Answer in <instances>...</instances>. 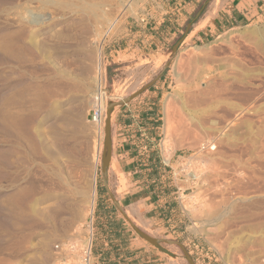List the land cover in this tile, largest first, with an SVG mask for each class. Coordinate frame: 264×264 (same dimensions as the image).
<instances>
[{"label": "rangeland", "instance_id": "374dc122", "mask_svg": "<svg viewBox=\"0 0 264 264\" xmlns=\"http://www.w3.org/2000/svg\"><path fill=\"white\" fill-rule=\"evenodd\" d=\"M26 1L30 3L24 4ZM64 1L0 0V27L16 31V40L27 45V32L34 27L27 20L37 12L55 19L79 8L89 19L98 11L102 16L97 42L90 48L81 42L61 49L49 44L42 51L12 47L21 59L19 87L6 88L8 78L0 72V264H28L44 253L49 264H76L78 260L61 249L66 242L79 245V241L93 240L97 184L103 168L111 193L128 188L124 175L118 173L115 156V113L149 85H160L159 81L163 85L158 146L174 172L173 180L171 173L162 178L176 191L172 196L179 205L174 218L179 234L158 235L129 212L128 219L139 230L159 237L143 239L127 222L135 242L148 248L147 257H143L160 264H264V21L225 30L210 40L178 42L185 32L143 31L145 23L159 26L166 0ZM25 8L28 16L18 21V13ZM144 33L153 35L147 48L143 47ZM89 49L94 55L91 77L82 73L81 56ZM2 50L1 54L8 55ZM59 55L60 60L53 59ZM98 70L102 72L100 90L106 107L100 124L99 117L93 119L98 109L90 97L98 85L94 80ZM168 98L177 107L173 108L175 118L181 116L183 124L166 138L164 106ZM99 132L91 208V160ZM208 143L215 149L201 148ZM49 155L53 160H72L70 175L87 191L83 200L75 198L70 203L74 211L69 220H74H68L72 225L67 222L70 230L64 237L46 220H33L25 209L34 196L56 184L44 169ZM27 216L31 220L23 222ZM91 261L96 264L93 256Z\"/></svg>", "mask_w": 264, "mask_h": 264}, {"label": "crops", "instance_id": "0c3cea01", "mask_svg": "<svg viewBox=\"0 0 264 264\" xmlns=\"http://www.w3.org/2000/svg\"><path fill=\"white\" fill-rule=\"evenodd\" d=\"M162 8L164 17L159 26L148 27L145 23L143 31L154 28L155 33L158 30L167 34L185 32L178 42L187 38L190 42L210 40L225 30L264 21V0H219L217 3L216 0H166ZM144 37L143 47L147 48V44L153 43V35L144 33ZM159 82L160 85L155 84L154 88L149 85L141 90L129 103L121 104L115 113V156L118 173L124 175L128 188L111 193L103 168L97 184L92 240V256L96 264H130L131 259L132 264L144 261L143 264H160L143 257H147L148 248L135 242L136 237L127 224L128 221L133 224L128 219L129 212L133 213V219L145 224L144 228H153L158 235L173 237L179 234L174 219L179 205L172 196L176 191L168 188L162 178L171 173L173 180L174 172L169 170L158 146L163 85L162 81ZM147 93L148 98H142ZM116 225L119 228L114 231ZM141 232L145 238H159ZM114 249L119 256H115ZM126 249H131L132 257L128 256Z\"/></svg>", "mask_w": 264, "mask_h": 264}, {"label": "bare ground", "instance_id": "6f19581e", "mask_svg": "<svg viewBox=\"0 0 264 264\" xmlns=\"http://www.w3.org/2000/svg\"><path fill=\"white\" fill-rule=\"evenodd\" d=\"M12 2V0H10ZM77 1V0H76ZM79 1V0H78ZM122 1V0H121ZM8 2V1H7ZM41 2V1H40ZM67 3H69V1H66ZM75 2V1H74ZM80 2V1H79ZM84 2V1H83ZM93 3V1H91ZM90 2V4H91ZM128 2V1H127ZM126 2V3H127ZM13 3V2H12ZM17 3V2H16ZM15 3V4H16ZM19 3V2H18ZM22 3V2H21ZM26 2H24V4H26ZM30 3V2H28ZM27 3V4H28ZM47 3V2H46ZM53 3V2H52ZM62 3V1H61ZM63 3L65 4V1L63 0ZM81 3V2H80ZM79 3V6H80ZM87 3V1H86ZM89 3V2H88ZM99 3V2H98ZM129 3V2H128ZM43 4V3H42ZM49 4V3H48ZM58 4V3H57ZM60 4V3H59ZM63 4V5H64ZM71 4V2L69 3ZM68 4V5H69ZM89 4V6H90ZM97 4V3H96ZM125 4V3H124ZM13 5V4H12ZM21 5V4H19ZM18 5V6H19ZM46 5V4H45ZM62 5V6H63ZM67 5V6H68ZM72 5V4H71ZM73 5L78 6L76 3ZM95 5V3H94ZM101 5V4H100ZM128 5V4H127ZM15 6V5H14ZM17 6V7H18ZM58 6V5H57ZM61 6V5H60ZM85 6V5H84ZM83 6V7H84ZM92 6V5H91ZM97 6V5H95ZM24 7V6H23ZM21 7V8H23ZM44 7V6H43ZM69 7V6H68ZM72 7V6H71ZM80 8V9H83ZM87 7V6H86ZM84 7V9L86 8ZM12 8H16L12 7ZM48 8V7H47ZM64 8V6H63ZM66 8V6H65ZM96 8V7H95ZM99 5L97 7L98 9ZM11 9V8H10ZM18 9V8H17ZM28 9V8H27ZM26 8L22 11L18 13V21L20 19H26L25 17V10H27ZM32 9V8H31ZM43 9V8H41ZM68 9V8H67ZM70 9V8H69ZM79 9V8H78ZM71 10V14L69 11V15H65L62 13V15L60 16H56L57 18H53L50 16H45L43 14H40V12L35 14V17H32L30 14V16L32 17L31 19L27 20V23L31 26H34L33 28L29 27L30 29L27 32V39L28 41V45L23 41V40H16L17 38L15 37L16 31H13L12 29H8V28H3L0 27V49L2 50L1 47H4L6 49L3 48V50L8 51V55L7 52L4 53L3 50L1 51L4 54L0 53V64L3 65L2 69L0 72H5L6 77L8 78V81L6 83V88L11 89V88H17L20 86L21 84V69L20 68V55L18 56V54L13 53L14 51L12 50V47H16L17 50H21L24 47H33L36 48L40 51L42 50H46L47 47L51 46H56L57 48L61 49L62 47H69L70 43H79L81 42L82 44H85L86 48H90L92 45L96 44V33L99 32V30L102 27V23H101V17L99 16V11L98 13L92 17L89 16L88 18L85 17L84 11L83 10ZM87 9H89L87 7ZM22 10V9H21ZM61 11H63L62 9H60ZM91 10V8H90ZM89 10V11H90ZM11 11V10H10ZM15 11V10H14ZM20 11V10H18ZM16 11V12H18ZM50 12V10H48ZM93 11V10H92ZM95 11V10H94ZM8 12V11H6ZM26 12H29L28 10ZM57 11H54V13ZM86 15H88V11ZM90 13V12H89ZM94 13V12H92ZM103 13V10H102ZM105 13V12H104ZM103 13V14H104ZM13 14V13H12ZM16 13H14L15 15ZM50 14V13H49ZM59 14V13H58ZM67 14V13H66ZM17 15V14H16ZM90 15V14H89ZM7 16V15H5ZM13 16V15H12ZM104 16V15H103ZM3 17V16H2ZM14 17V16H13ZM109 17V16H108ZM16 18V17H15ZM6 19V18H4ZM3 19V20H4ZM9 19V17H8ZM11 19V18H10ZM103 19V18H102ZM105 19V18H104ZM107 19V17H106ZM109 19H111V17H109ZM108 19V20H109ZM12 21V20H11ZM105 21V20H104ZM16 23V22H15ZM106 23V21H105ZM8 24V21H7ZM10 24V23H9ZM114 24V22H113ZM36 26V27H35ZM28 27V26H26ZM20 33V31H18ZM17 32V33H18ZM18 33V34H19ZM256 33V31H255ZM262 32H260L261 34ZM262 36V35H260ZM15 37V39H14ZM38 37V39H37ZM26 39V40H27ZM50 44V45H49ZM98 45V44H97ZM11 47V48H10ZM94 47V46H93ZM98 49V48H97ZM100 50V49H99ZM91 49H89V51H85L83 52L81 59L82 62H84L83 65V69H82V73H85L86 76L91 77V75L93 76V72L91 73V66L93 63V53L90 52ZM59 58H62V55L59 56H55L53 59L57 60ZM60 60V59H59ZM55 62V61H54ZM98 62V61H97ZM58 63V61H57ZM61 63V62H60ZM102 63V62H101ZM53 64V63H52ZM66 64V63H65ZM99 64V68H100V62ZM56 65V64H55ZM59 65V64H58ZM62 65V64H61ZM56 67V66H55ZM58 67V66H57ZM73 68V67H72ZM25 69V68H24ZM101 71L98 70V74L97 77L94 76V80L97 81V86L96 88H94L93 92L91 93L90 97H91V102L93 104L94 107H96L98 109V113H99V124L102 121V119L105 117V112H106V107H105V100H104V96L102 91L100 90V84H101ZM177 75V74H176ZM96 77V78H95ZM93 78V77H92ZM92 80V79H91ZM94 81V82H96ZM89 85V84H88ZM51 91V90H50ZM92 91V90H91ZM218 91V90H217ZM212 94V93H211ZM228 94V93H227ZM88 96V95H87ZM209 99V98H208ZM189 101V100H188ZM213 102V101H212ZM174 102L171 101L169 98L167 99L165 106H164V111H165V119H164V134L165 137L168 138L169 136H171V134H173L175 132V127L179 125H182L183 123L181 122L182 120H177V118H175V115L177 114V112L173 113L174 109L176 106H174ZM238 107V106H237ZM177 108V107H176ZM177 110V109H176ZM179 110V109H178ZM225 110V109H224ZM231 110V109H230ZM233 110V109H232ZM180 115V114H179ZM192 115V114H191ZM179 117V116H178ZM212 117V116H211ZM210 117V118H211ZM183 119V118H182ZM185 121V120H183ZM200 121V120H199ZM212 121V120H211ZM50 122V121H49ZM197 122V121H196ZM177 123V125H176ZM210 124V123H209ZM60 125V124H59ZM99 129V128H98ZM183 129V128H182ZM100 130V129H99ZM189 131L185 128L184 133H188ZM210 134V133H209ZM215 134V133H214ZM98 139H97V145H96V151L93 153L92 155V166H93V175H92V179H91V194H90V201L89 206L92 208L94 205V188H95V184H94V180H95V167L97 164V160H98V152H99V148H100V137L101 134L99 132L98 134ZM46 136V135H45ZM184 136V135H183ZM49 139V138H47ZM25 141V140H24ZM51 141V140H50ZM210 141V140H209ZM50 144V143H49ZM48 146V145H47ZM203 146V145H202ZM49 147V146H48ZM218 147V146H217ZM202 149L206 150H213L215 149L214 144L212 143H208L205 144L203 147H201ZM46 150V149H45ZM52 150V149H51ZM202 151V150H201ZM46 152V151H45ZM48 152V151H47ZM51 152V151H50ZM199 152V151H198ZM52 154V153H51ZM18 157V156H17ZM51 158H48L49 162L52 160V163L50 164L49 162L44 165V169L55 179L56 184L54 187L47 189L46 191H43L40 194H37L36 196H34L30 202L28 203L27 207L25 209L28 210V214H31L33 216V220H35L37 218L41 219V220H46L49 223L52 224L53 229L58 233V236L64 237L67 236L69 233L70 228L67 225V222L69 223V219L70 215L73 214V212H71V202L72 200H74L75 198H81L82 196H84L86 192H84V190L79 187L76 183V181L72 178V176L70 175L71 171L69 169L72 168V160L69 159H64V160H53L55 157L54 156H50ZM68 157V156H67ZM47 159V158H46ZM61 159V158H60ZM18 161V160H16ZM21 160H19V164L22 162H20ZM18 164V163H17ZM79 181V180H78ZM80 182V181H79ZM78 182V183H79ZM82 186V185H81ZM48 188V187H47ZM46 189V188H45ZM87 189V190H88ZM87 196V195H86ZM85 196V197H86ZM89 196V195H88ZM80 200V199H78ZM83 200V197H82ZM79 204V203H78ZM77 208V207H76ZM81 209V207H80ZM194 210V209H193ZM74 211V210H73ZM72 213V214H71ZM75 214V213H74ZM84 214V213H83ZM30 215V216H31ZM78 215L77 212L75 214V216ZM81 215V214H80ZM82 216V215H81ZM20 217V216H18ZM35 217V219H34ZM74 217V216H73ZM77 217V216H76ZM24 221L23 222H27V220L29 221L30 217H23ZM78 218V217H77ZM31 220V218H30ZM32 220V221H33ZM36 220V221H37ZM69 220V221H68ZM74 220V219H73ZM72 220V221H73ZM45 221V222H46ZM70 221V223L72 222ZM41 222V221H40ZM45 222H43L45 224ZM38 224V221L36 222ZM42 223V222H41ZM42 223V224H43ZM69 223V225H70ZM24 224V223H23ZM34 225V224H33ZM72 225V224H71ZM70 225V226H71ZM78 225V224H77ZM51 227V226H50ZM51 227V228H52ZM261 231V230H260ZM56 233V234H57ZM21 238V237H20ZM91 238H89L87 241H82L86 246H88L90 244ZM71 243L75 244V241H70ZM80 242V241H79ZM51 244V243H48ZM47 244V245H48ZM88 244V245H87ZM52 245V244H51ZM62 245V244H61ZM60 245V246H61ZM65 245V243L63 244ZM53 246V245H52ZM56 248V247H55ZM47 250V249H46ZM63 253V251H62ZM70 253H66V256H69ZM62 259V258H61ZM58 260V261H62V260ZM225 259H223L224 261ZM28 261V260H27ZM31 261V260H30ZM57 261V262H58ZM227 261V260H226ZM50 260L49 257L46 255V253L42 254L39 258L34 259L33 261H31V263L28 264H49ZM67 262L64 263H58V264H66ZM57 264V263H56ZM76 264H81L79 261H76Z\"/></svg>", "mask_w": 264, "mask_h": 264}, {"label": "built area", "instance_id": "2783aa9c", "mask_svg": "<svg viewBox=\"0 0 264 264\" xmlns=\"http://www.w3.org/2000/svg\"><path fill=\"white\" fill-rule=\"evenodd\" d=\"M99 117L98 111H94L93 119L96 120ZM87 241V240H86ZM88 245V244H87ZM64 253H70V256H73L81 264H92V240L90 244L86 246L82 241L79 242V245L66 242L61 249Z\"/></svg>", "mask_w": 264, "mask_h": 264}, {"label": "trees", "instance_id": "16d2710c", "mask_svg": "<svg viewBox=\"0 0 264 264\" xmlns=\"http://www.w3.org/2000/svg\"><path fill=\"white\" fill-rule=\"evenodd\" d=\"M115 210V209H114ZM121 225V224H120ZM118 228H119V226H114V231L116 230H118ZM123 245V244H122ZM127 247V246H126ZM126 252H129V255L128 256H130V257H132L133 256V253H131V249H126ZM114 253H115V256L117 257V256H119V253H117V249H114ZM133 259H131V262H130V264H132V261ZM143 263H145V261L143 262ZM143 263H141V262H137V263H134V264H143Z\"/></svg>", "mask_w": 264, "mask_h": 264}, {"label": "water", "instance_id": "95a60500", "mask_svg": "<svg viewBox=\"0 0 264 264\" xmlns=\"http://www.w3.org/2000/svg\"><path fill=\"white\" fill-rule=\"evenodd\" d=\"M131 226L143 237H145V235L134 225V224H131Z\"/></svg>", "mask_w": 264, "mask_h": 264}]
</instances>
